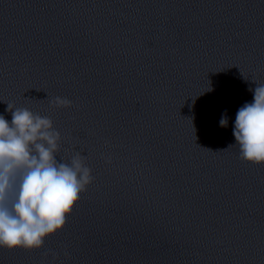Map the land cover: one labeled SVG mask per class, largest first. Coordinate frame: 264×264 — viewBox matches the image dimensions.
I'll return each mask as SVG.
<instances>
[{
	"label": "clouds",
	"instance_id": "9594fccd",
	"mask_svg": "<svg viewBox=\"0 0 264 264\" xmlns=\"http://www.w3.org/2000/svg\"><path fill=\"white\" fill-rule=\"evenodd\" d=\"M256 84L254 102L236 113L233 135L239 158L260 165L264 164V83ZM71 103L59 96L50 100L51 107ZM7 111L11 122L0 115V248L32 251L65 227L94 177L81 151H74L68 161L57 160L62 138L51 118L11 104ZM219 124L227 126L226 115ZM52 256L57 258L56 253Z\"/></svg>",
	"mask_w": 264,
	"mask_h": 264
}]
</instances>
